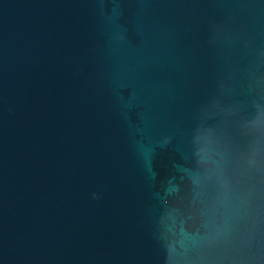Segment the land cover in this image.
Returning a JSON list of instances; mask_svg holds the SVG:
<instances>
[{
  "label": "water",
  "instance_id": "obj_1",
  "mask_svg": "<svg viewBox=\"0 0 264 264\" xmlns=\"http://www.w3.org/2000/svg\"><path fill=\"white\" fill-rule=\"evenodd\" d=\"M0 264H264V0H0Z\"/></svg>",
  "mask_w": 264,
  "mask_h": 264
}]
</instances>
